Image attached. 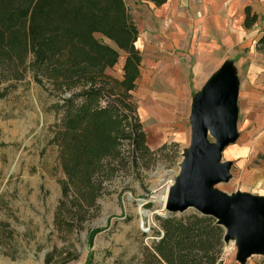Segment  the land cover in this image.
<instances>
[{"label": "rangeland", "instance_id": "rangeland-1", "mask_svg": "<svg viewBox=\"0 0 264 264\" xmlns=\"http://www.w3.org/2000/svg\"><path fill=\"white\" fill-rule=\"evenodd\" d=\"M124 1L139 30L136 46L141 53L140 74L132 96L149 150L137 172L125 167L106 181L107 192L97 198L96 205L82 214L72 205L74 217L60 212L54 221L63 177L57 145L49 141L56 119L50 107L54 97L29 73L15 82L0 96V264H80L88 253L86 234L92 227L101 228L89 247L92 264H136L142 246L156 236L153 227L159 224L154 214L164 212L160 195L174 181L183 151L189 148L190 106L193 90L200 83L193 82L188 88L178 75L181 69L172 61L169 70L163 62L165 55L172 56V52L161 49L165 39L161 34L173 24L169 16L175 0L157 5L150 0ZM177 5L181 10L190 9L186 0H179ZM95 35L109 41L98 32ZM123 59L124 52L120 51L109 68L111 74L121 76ZM173 74L182 78L179 91ZM151 91L170 97L163 98L162 104L168 116L150 117L141 107ZM236 124V138L221 152L222 158L230 161L229 176L213 186L226 193L264 191V172L254 170L258 158L263 163V154L252 155L255 150H250L249 141L242 138L246 127L238 117ZM177 128L183 130L182 137L176 136ZM208 137L213 139L210 134ZM142 209H147L144 214ZM237 251L234 237L223 241L221 257L227 264H264V253H251L239 261Z\"/></svg>", "mask_w": 264, "mask_h": 264}, {"label": "trees", "instance_id": "trees-1", "mask_svg": "<svg viewBox=\"0 0 264 264\" xmlns=\"http://www.w3.org/2000/svg\"><path fill=\"white\" fill-rule=\"evenodd\" d=\"M243 18L249 26L256 13L246 6ZM138 32L124 0H0V96L29 73L54 97L49 141L57 145L63 173L56 222L60 212L74 217L73 206L82 214L96 205L106 181L125 167L137 172L149 150L132 96L140 74ZM260 33L255 48L264 53V28ZM120 51L122 74L116 76L109 68ZM154 217L156 236L136 264H227L224 228L211 214L164 208ZM100 229H88L80 264H92L89 247Z\"/></svg>", "mask_w": 264, "mask_h": 264}, {"label": "crops", "instance_id": "crops-1", "mask_svg": "<svg viewBox=\"0 0 264 264\" xmlns=\"http://www.w3.org/2000/svg\"><path fill=\"white\" fill-rule=\"evenodd\" d=\"M186 1L190 9L181 10L177 5L179 0H175L169 16L173 24L170 30H162L161 37L165 39L161 49L172 52V56L163 57V62L169 70L172 61L181 69L178 75L188 83V88L193 82L200 83L193 88L194 97L221 66H226L237 82V117L246 127L242 138L249 141L250 150H255L253 156L258 153L264 158V53L255 48V41L264 28V0ZM246 6L256 13V20L249 26L244 25ZM172 77H175L174 84L177 83L176 90H181L182 78L177 74ZM163 98L170 97L151 91L148 102L141 107L150 117H166L169 112L162 105ZM175 134L182 137L183 130L177 128ZM258 159L254 170L262 174L264 161ZM256 194L264 195V191Z\"/></svg>", "mask_w": 264, "mask_h": 264}, {"label": "water", "instance_id": "water-1", "mask_svg": "<svg viewBox=\"0 0 264 264\" xmlns=\"http://www.w3.org/2000/svg\"><path fill=\"white\" fill-rule=\"evenodd\" d=\"M236 91L237 82L223 65L195 95L190 145L162 203L174 212L195 208L211 214L224 228L223 240L234 237L241 261L251 253H264V195L243 190L226 193L213 186L229 176L230 161L222 159L221 152L238 132Z\"/></svg>", "mask_w": 264, "mask_h": 264}, {"label": "bare ground", "instance_id": "bare-ground-1", "mask_svg": "<svg viewBox=\"0 0 264 264\" xmlns=\"http://www.w3.org/2000/svg\"><path fill=\"white\" fill-rule=\"evenodd\" d=\"M166 191H167L166 189L164 191H162V194L160 195L161 201L163 200V198H165V192Z\"/></svg>", "mask_w": 264, "mask_h": 264}]
</instances>
